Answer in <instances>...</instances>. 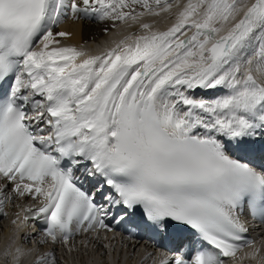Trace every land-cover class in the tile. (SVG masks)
<instances>
[{
	"label": "snow or ice",
	"instance_id": "obj_1",
	"mask_svg": "<svg viewBox=\"0 0 264 264\" xmlns=\"http://www.w3.org/2000/svg\"><path fill=\"white\" fill-rule=\"evenodd\" d=\"M174 6L165 30L141 21ZM69 8L140 33L88 55L53 31ZM258 146L264 0H0V215L8 185L38 200L21 224L40 220V243L138 217L134 227L198 239L159 264H225L251 243L241 217L264 222Z\"/></svg>",
	"mask_w": 264,
	"mask_h": 264
},
{
	"label": "bare ground",
	"instance_id": "obj_2",
	"mask_svg": "<svg viewBox=\"0 0 264 264\" xmlns=\"http://www.w3.org/2000/svg\"><path fill=\"white\" fill-rule=\"evenodd\" d=\"M170 3L174 4V0H169ZM184 0H181V3H183ZM137 12L142 11L143 9L141 7L136 6L135 9ZM177 11L176 7L174 6L172 9V14L168 13H161L160 16H144L141 18L142 22H147L153 25L154 29L159 30H165L168 26L171 25V23L174 21V13ZM107 29H110L106 37L104 36L99 40V43H95L94 41L102 36L104 32H106ZM54 32L59 31H65L69 33L70 35L66 37H58V39L61 42V45L66 46V41L68 40L71 44L72 43H79L82 41H90L86 43V45H92L91 47H81L79 49L85 51L88 55H96L99 54L106 49L113 47L116 42H118L120 39H122L126 35H135L140 33L139 25L136 23H133L131 20H129L127 23L124 22H113L110 20H100L98 19L94 14H73L70 10H66V14L62 21L57 24L56 27L53 29ZM84 57H81L79 59H83ZM199 91V90H198ZM263 155H258L259 158H261ZM8 213H11V217H13V214L15 212V208L13 206H9L6 208ZM1 216V215H0ZM16 221V220H15ZM10 226L5 228V232L3 233V236L0 238V264H12L13 254L15 250L18 248L17 245L10 246L8 245V238L11 236ZM12 250V251H11ZM10 251V256H3L5 253ZM22 251V250H21ZM21 257L22 260L18 264H25L26 263V257H28L29 253L26 254L24 251H22ZM54 255V252H52ZM24 255V256H23ZM55 256V255H54ZM61 257L63 254L60 255ZM42 257V255H40ZM141 258L138 256V259ZM144 258V256H143ZM257 258V255H256ZM55 259H58V254H56ZM8 260V261H7ZM145 259H142L141 262H143ZM94 264V261L89 259H83L81 256H78L77 253H72L70 255V259L66 260V264ZM65 263V261L63 262ZM257 263V262H256ZM56 264H59V262L56 261ZM126 264H136L135 260L130 263V261L127 260ZM258 264V263H257Z\"/></svg>",
	"mask_w": 264,
	"mask_h": 264
},
{
	"label": "rangeland",
	"instance_id": "obj_3",
	"mask_svg": "<svg viewBox=\"0 0 264 264\" xmlns=\"http://www.w3.org/2000/svg\"><path fill=\"white\" fill-rule=\"evenodd\" d=\"M66 260H67V257L65 258L64 256H62L61 257V263L60 264H66ZM64 261H65V263H63ZM77 262H79V261H76L75 263L78 264Z\"/></svg>",
	"mask_w": 264,
	"mask_h": 264
}]
</instances>
